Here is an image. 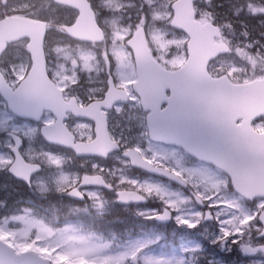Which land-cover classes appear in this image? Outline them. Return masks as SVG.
I'll return each mask as SVG.
<instances>
[{
  "label": "rangeland",
  "instance_id": "374dc122",
  "mask_svg": "<svg viewBox=\"0 0 264 264\" xmlns=\"http://www.w3.org/2000/svg\"><path fill=\"white\" fill-rule=\"evenodd\" d=\"M146 1L152 5L148 10L142 9L143 3L139 0H134V3L125 0H94L101 24L108 29L107 43L90 46L73 43V40L65 38L56 28L50 35L49 57L50 69L58 84L67 85L70 88L75 85L74 88L83 95L92 97L105 92L107 87L105 71L109 70L108 73H112L118 83L121 80L131 81V69L124 61L125 55L121 45L127 41L136 27L142 24L148 27L150 41L162 65L173 69L183 64L187 57L188 38L172 25L174 0ZM196 4L198 19L222 23L231 34L223 38V41L232 48L231 53L214 61L211 70L219 74L229 73L241 82L263 76L264 73H258L262 66L260 64H264V31L261 30L264 27V16L261 17L264 14V8H259V1L197 0ZM125 5H129L130 8L124 9ZM212 6L213 10L210 9ZM219 8H223L224 11H220ZM3 10L10 14H21L48 22L51 20L67 23L74 21L77 16L75 10L57 5L52 0H8L4 7L0 5V14L5 13ZM251 16L259 17L254 18L253 21L260 32L254 30ZM52 24L58 25V23ZM245 47L254 50L251 57L248 53L245 56L241 54L245 52ZM107 48H111L114 57L113 65L107 60L109 54ZM26 50L24 42L15 43L3 58V61L8 64L7 70L15 81L29 69V61L24 54ZM16 51L17 54L13 55ZM95 53L98 54V60L94 57ZM127 90L129 91L128 88ZM136 104L137 106L130 104L126 107H117L112 111V137L120 141L124 149L134 147L148 160L183 176L196 187L200 195L208 200L210 208L201 213L196 204L193 202L192 204L188 196L180 190L172 189L170 185L162 181L151 180L148 176L133 171L126 159L120 154H114L110 164L105 167L91 162L92 170H101L109 177V180L116 178L118 189L143 191L155 202V206L137 209V213L144 214L148 220L163 213L167 207L175 211L174 220L171 223L173 225L166 229V223H160L158 228L146 230L133 239L126 238L121 244L114 246L108 241L103 244L94 243L76 225L68 224L56 230L52 224L27 216L19 220L13 219L16 222L8 221L7 217H0V235L4 236L18 252L25 250L33 242L40 252H48L52 255V261L55 264L59 262L58 257L69 259L71 264H196L194 251L202 249L201 243L196 238L185 239L183 231L195 233L194 237L203 240L204 248L201 254H204L203 251L207 246H214L224 252L235 249L242 255L244 246L256 245V236L260 231L257 215L260 212L262 200L257 201L254 208L246 206L232 194L230 189L229 191L226 186L221 185V180L215 176L216 172H210L200 164L190 163V158L181 150L152 144L147 137L146 113L140 109L138 102ZM14 122L3 101L0 100V131L23 132L22 128L17 127ZM256 126L262 128L264 122ZM73 128L80 139L94 137L89 123L78 122ZM26 130H28L27 127L24 128V131ZM3 141V143L0 141V169L6 167L9 162L4 155H8L6 151L10 142L7 139ZM37 143V145L35 142L28 145L24 154L31 160L43 163L44 160L53 161V166L57 167L53 172L54 176L45 180L43 188L49 190L52 188L51 183L57 179L59 184L62 183V185H56L58 190L72 186L71 184L78 181L77 171L65 162H61L60 159L51 160L54 156L45 154L43 143L39 138ZM95 196H97L96 207L106 211L110 205L108 197L101 196L99 192H96ZM27 206H37V204L29 203ZM2 208L3 206L0 205V213ZM128 220L131 219L128 218ZM165 230L169 231L172 239L174 238L175 246L171 245L169 251L164 250L167 243H162L153 249H146V245L155 243L159 237H162L161 232ZM124 235L125 232H122L121 236ZM259 243H264V240ZM182 253L188 254L186 261ZM263 255L260 253L250 260L255 264H264ZM132 259L134 262H129ZM208 261L212 264H227L217 254L209 255ZM243 262L246 264V260ZM229 264H241V262L231 261Z\"/></svg>",
  "mask_w": 264,
  "mask_h": 264
},
{
  "label": "water",
  "instance_id": "95a60500",
  "mask_svg": "<svg viewBox=\"0 0 264 264\" xmlns=\"http://www.w3.org/2000/svg\"><path fill=\"white\" fill-rule=\"evenodd\" d=\"M82 4L83 11L87 14L90 11L88 4L87 2ZM175 9V23L185 30L188 28L186 31L191 38L188 43L190 53L187 63L176 71H166L150 63L148 57L141 58L146 54L143 55L138 50L136 53L140 77L137 91L142 97L144 109L151 110L148 116L150 135L159 141L181 145L197 157L218 162L222 166L232 165L230 161L235 155L231 156V151L235 150L238 154L234 160L239 164L243 163L242 160L252 161L253 167L256 158L264 153V134H256L250 128L252 120L264 113V79L242 87L230 85L223 78H212L206 67L209 60L221 52L219 46L212 44L213 37L215 34L218 35L217 30L208 27L207 32L206 30L201 32L197 29L201 25L192 21V13L188 9L185 8L183 11L177 7ZM90 18L93 20L92 15ZM7 21L5 27L0 25L2 45L6 41L28 36L32 41L30 49L34 60L28 78L16 92L18 97L12 94V98L8 99L10 108L15 110L18 101L28 108L39 104L42 109L48 107V103L39 97L42 90L37 92L27 90L30 82L41 78L45 71L42 44L46 25L28 18H10ZM9 22H12L13 26L9 27L11 29L7 34L6 25ZM77 28L83 29L79 22L66 27L65 33L75 35ZM140 43L143 45L142 42ZM146 62H148L147 68L144 66ZM162 88L171 90L169 98L165 97ZM48 92L52 96V107L57 104V97L49 89ZM48 92L44 93L48 94ZM22 94L24 99L21 98ZM112 102L113 100L108 98L105 105L109 108ZM163 102H168V106L161 110L160 106ZM243 109L247 113H245V122L249 133L244 126L234 125L235 118L242 115L236 116V114L242 113ZM95 118L98 119V116L96 115ZM102 129H105L103 123L98 127L100 134L103 133ZM241 134L245 137V143L239 138ZM128 156L136 166L177 180L175 176L162 169L154 170L136 154L131 153ZM225 168L230 171L228 167ZM240 186L242 188L240 190L244 193L264 195V185ZM11 250L0 249V263L49 264L48 260L34 253L15 255ZM8 257L11 261H7Z\"/></svg>",
  "mask_w": 264,
  "mask_h": 264
},
{
  "label": "trees",
  "instance_id": "16d2710c",
  "mask_svg": "<svg viewBox=\"0 0 264 264\" xmlns=\"http://www.w3.org/2000/svg\"><path fill=\"white\" fill-rule=\"evenodd\" d=\"M127 222H129V221H127Z\"/></svg>",
  "mask_w": 264,
  "mask_h": 264
}]
</instances>
